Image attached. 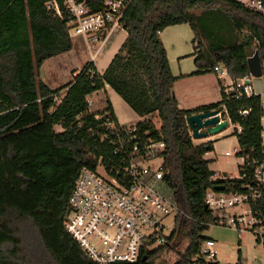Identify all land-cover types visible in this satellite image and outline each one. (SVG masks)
Instances as JSON below:
<instances>
[{
    "label": "trees",
    "instance_id": "obj_1",
    "mask_svg": "<svg viewBox=\"0 0 264 264\" xmlns=\"http://www.w3.org/2000/svg\"><path fill=\"white\" fill-rule=\"evenodd\" d=\"M264 1V0H263ZM0 0V264H97L88 258L64 228L69 197L78 173L119 161V140L131 151L132 134L119 136L102 127L106 114L117 118L109 101L91 111L87 98L106 86L143 118L134 127L143 143L163 141V182L178 212L165 245L130 264H155L166 251L175 252L172 264H220L200 254L208 239L203 232L217 217L205 204L206 191L243 192L252 183L251 165L238 166L239 177L216 176L204 156L213 141L194 144L186 117L225 109L246 162L262 160L264 116L259 95L238 98L224 92L220 101L180 108L173 92V75L159 33L167 26L187 23L193 32L195 70L215 72L225 66L236 81L248 74L251 49L264 59V16L236 0H135L122 19L126 39L102 73L92 63L71 71L72 80L51 89L39 76L42 63L72 49L67 32L68 13L62 0ZM91 71L93 73H91ZM246 111V113H242ZM156 114L160 126L152 123ZM264 218V188L250 205ZM253 232V229L251 230ZM264 248V238L254 233ZM185 243L184 249H177ZM231 264V263H228ZM232 264H242L240 257Z\"/></svg>",
    "mask_w": 264,
    "mask_h": 264
},
{
    "label": "built area",
    "instance_id": "obj_2",
    "mask_svg": "<svg viewBox=\"0 0 264 264\" xmlns=\"http://www.w3.org/2000/svg\"><path fill=\"white\" fill-rule=\"evenodd\" d=\"M68 13L67 32L70 38L79 37L90 53L88 61L95 66L97 53L106 44L111 35L122 28V19L135 0H62ZM253 12L264 16L263 0H236ZM59 14L55 0L49 3ZM98 44V46H96ZM221 76L227 75L222 64L214 67ZM91 73H93L91 71ZM248 79L249 84H244ZM224 92H235L238 98L259 95L264 113V91L257 93L252 88L249 73L223 87ZM89 108L92 101L87 98ZM91 110V109H90ZM220 120L230 122L225 109L218 110ZM242 113H246L243 111ZM102 127L119 136L121 131L132 134L131 151L124 148L125 141L119 140L114 154L122 153L119 161L104 164L97 161L95 168H82L77 175L69 197L70 211L64 220V228L78 244L84 254L97 264L113 262L134 263L141 256L153 252L166 244L172 231L164 234L168 227L167 220L175 216L178 207L173 194L163 182L162 158L163 141L145 140L143 143L134 125L121 127L115 125L107 113ZM240 131V130H239ZM127 145V144H126ZM264 145V140L262 141ZM230 152L226 151L225 155ZM243 164L251 165L252 183L243 184V192H222L209 188L205 195V204L215 212L221 209L244 204L245 214L224 215V222L239 229L240 224L247 223L253 233L264 238V218L251 213L250 205L261 197L264 188V158L246 162V157H239ZM239 169V168H238ZM239 177V175H238ZM221 178L225 179V177ZM221 217V218H223ZM222 220V219H221ZM257 231V232H255ZM200 254L207 260H214L217 255L215 241L206 239Z\"/></svg>",
    "mask_w": 264,
    "mask_h": 264
},
{
    "label": "rangeland",
    "instance_id": "obj_3",
    "mask_svg": "<svg viewBox=\"0 0 264 264\" xmlns=\"http://www.w3.org/2000/svg\"><path fill=\"white\" fill-rule=\"evenodd\" d=\"M125 39L126 31L123 28L117 29L111 35L106 44L101 48L99 53H97L95 60L97 72L101 73L105 70ZM160 39L163 42L165 49L168 51L174 72H178L179 68L183 71L189 70V68H191L194 64L195 58L194 55H191L194 52L192 46L193 32L189 24L183 23L167 26L160 32ZM72 42L73 46L70 51L46 60L41 67L39 76L50 88H57L72 80L73 77L71 76V70L77 69L79 71L85 62L88 61L90 53L94 52L92 49L89 51L87 44H85L79 37H72ZM96 46H98V44ZM254 51L255 49L253 46L251 54ZM177 54L184 56L181 58L184 60L178 63V58L176 57ZM261 62L263 75L259 78L251 77V83L254 85V90L256 92L261 90L264 85V59ZM207 95V98L211 101L219 98L217 92L213 89H211ZM114 97L111 92L109 97L110 103L119 126L128 127L142 120L140 117L134 115L132 110L120 97ZM89 98L92 101L90 108L91 111L95 112L105 107L106 98L103 92L93 93L89 96ZM151 120L156 127L160 126V121L156 114L152 116ZM233 128L234 125L231 123L228 124L227 127L221 131V133L207 136L212 137L207 141L211 140L214 144V149L209 151L207 154L209 157L211 156V158L214 159L210 162V168L214 170L216 175H223V170H227L232 176L236 177L238 175L237 163H239V161L236 156L238 143L236 136L233 134ZM192 140L194 144L201 143V139ZM226 151H229L230 155L226 156ZM246 213H248L246 205L238 204L229 207L226 210H217L213 212V215L217 217V222H219V220L220 222H224V215L245 214V217L249 218L250 215H246ZM174 224L173 218L170 217L167 220L168 227L165 229L164 234H169L173 230ZM249 228L250 227L247 223L240 224L239 229L229 226L227 223L211 224L209 228L203 232V234L205 237L215 241V247L217 249L215 260L220 264H232L237 262L238 257H240L242 264H264L263 245L261 242H257L254 233L251 232ZM184 247L185 243H181L178 245L177 249L182 251ZM176 258L177 255L175 252L166 251L159 258H157L155 264H172Z\"/></svg>",
    "mask_w": 264,
    "mask_h": 264
},
{
    "label": "crops",
    "instance_id": "obj_4",
    "mask_svg": "<svg viewBox=\"0 0 264 264\" xmlns=\"http://www.w3.org/2000/svg\"><path fill=\"white\" fill-rule=\"evenodd\" d=\"M159 36H160V33H159ZM166 52H167V57H168V60H169V65H170L171 71H172L173 75L177 77V79L175 80V82L173 84V92H174V95H175V97H176V99L178 101V105H179L180 108L190 109V108H194V107H197V106H200V105H204V104L220 101V99H221L220 86L225 87V86L229 85L232 82V80L228 76V74L221 76L217 72H209V73H204V74H200V75H191V73L195 70V65L194 64L187 71H183V70H181V68H179L178 72H174V70L172 68V65H171V62H170V58H169V54H168L167 49H166ZM56 56H58V55H56ZM56 56H53V57H56ZM53 57H51V58H53ZM176 57L178 58L177 59L178 63L180 61L184 60V59H181V58L184 57V56H181V54H177ZM43 63H42V65H43ZM42 65H41V67H42ZM41 67H40V70H41ZM73 70H77V69H72L71 71H73ZM69 82H67V83H69ZM59 87H61V86H59ZM252 88L255 89L254 85H252ZM51 89H53V88H51ZM54 89H56V88H54ZM211 89H213L214 91L217 92V95L219 96L218 99H215V100L211 101V100H209V98H207L208 97L207 93L210 92ZM108 91H109V93H108ZM263 91H264V85H263L262 89L257 91V92L258 93H262ZM98 92H100V93L103 92L105 94V98L108 97V95L110 97L111 92H112L113 97L116 96V97L119 98V96L116 95L115 91L109 86H106L105 89L102 90V91H97V92H94V93H98ZM109 97L106 98V99L110 103V98ZM116 97H114V98H116ZM141 119H143V118H141ZM228 124H231V122H228ZM261 124H262V127H263L262 139L264 140V138H263V133H264L263 117L261 119ZM234 128H236L237 131L240 130V127L237 126V125L236 126L234 125ZM219 133H221V132H219ZM211 138L212 137H207L205 139L202 138L200 140V142L204 143L205 141H207L208 139H211ZM201 143H198V144H201ZM213 149H214V144H213ZM238 150H239V148H238ZM207 153L205 154L204 157L207 160H210V162H212L214 159H212L211 156L209 157V155ZM226 156H228V155H226ZM238 161H239V163H237V164L239 166L241 164L239 157H238ZM209 167H210V163H209ZM237 171H238V175H239V169ZM222 172L224 173L223 175H226L229 178L235 177V176H232L231 174H229V172L227 170H223ZM238 175L236 177H238ZM216 176H218V175H216ZM219 176H221V175H219Z\"/></svg>",
    "mask_w": 264,
    "mask_h": 264
},
{
    "label": "water",
    "instance_id": "obj_5",
    "mask_svg": "<svg viewBox=\"0 0 264 264\" xmlns=\"http://www.w3.org/2000/svg\"><path fill=\"white\" fill-rule=\"evenodd\" d=\"M248 73L251 77L259 78L263 75L262 62L257 50L246 58ZM244 84H249L246 79ZM218 110L213 109L205 112L195 113L186 117L187 126L191 131L192 139H202L209 135L221 132L228 125L227 120H220ZM224 186L215 185L214 190L222 191ZM146 257H144L145 259ZM111 264H129L126 262H113Z\"/></svg>",
    "mask_w": 264,
    "mask_h": 264
}]
</instances>
